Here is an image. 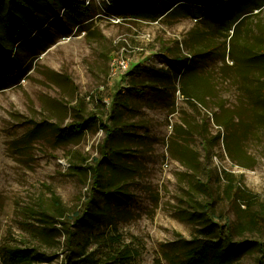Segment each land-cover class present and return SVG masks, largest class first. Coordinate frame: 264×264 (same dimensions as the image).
Wrapping results in <instances>:
<instances>
[{"label": "rangeland", "instance_id": "rangeland-1", "mask_svg": "<svg viewBox=\"0 0 264 264\" xmlns=\"http://www.w3.org/2000/svg\"><path fill=\"white\" fill-rule=\"evenodd\" d=\"M187 1L146 3L160 13L174 5L156 21L114 16L112 0L38 1L43 19L59 16L30 24L34 38L13 50L23 75L0 90V264L8 245L65 264L66 230L82 264L108 261L115 249L134 254L129 264H191L190 242L208 231L248 242L233 264H258L264 0H238L212 17ZM82 3L92 17L83 29L62 10ZM27 6L17 4L39 22L44 11ZM17 7L0 3V26ZM101 124L113 130L101 183L122 194L89 229L73 219L92 194L90 168L108 138Z\"/></svg>", "mask_w": 264, "mask_h": 264}, {"label": "trees", "instance_id": "trees-1", "mask_svg": "<svg viewBox=\"0 0 264 264\" xmlns=\"http://www.w3.org/2000/svg\"><path fill=\"white\" fill-rule=\"evenodd\" d=\"M5 0H0L2 3ZM11 3H14L17 7L19 0H8ZM26 3L27 9H39L45 10L42 4H39L38 1L40 0H20ZM113 1V13L114 16L120 18H131V19H141V18H150L153 21H156L159 17L164 14H167L172 7L178 4L181 1L176 2L173 6L167 7L163 13H160L155 6L147 12L143 8L146 3H151L153 0H112ZM238 0H217L212 1L209 4L206 1H187L184 2L188 5V7L193 8L201 7L202 16L201 17H212L218 14L221 10H223L227 5L230 3H236ZM48 4V3H47ZM35 7H33V6ZM156 6L159 4L156 3ZM198 7V8H199ZM238 8L235 7L232 12ZM26 9V10H27ZM194 9V8H193ZM21 13H13L9 17V21L7 20L4 26H0V90L3 88H9L13 85L19 83L20 78L22 77V71L16 67L14 64L15 56H14V48L19 47L23 42L30 41L34 37L32 35H28L30 32V24L36 25L43 23L42 26L37 27L36 30L44 27L48 21H51L54 17H58L59 13L56 15H52L49 20L43 19L45 17V11L43 15H40V21L32 20L29 15L28 11H21ZM63 14H68L77 21L76 26L81 28L86 25L87 22L90 21L92 17H89V9L82 4H77L76 6L72 7H64ZM195 10V9H194ZM70 11V13H68ZM191 11V10H190ZM54 10H52V13ZM12 17V18H11ZM3 18H8L7 16H3ZM200 18V17H199ZM32 25V26H33ZM83 29V28H81ZM32 32V31H31ZM38 33V32H37ZM37 36V35H36ZM23 39V40H22ZM182 95L186 98H194L193 94L186 92L185 90L182 91ZM95 117L91 118L94 119ZM84 122V121H83ZM96 122V118H95ZM86 123V122H85ZM83 123L77 124V129L81 130L83 127ZM103 129H107V137L102 146H101V159L96 161L93 166H91L90 171L92 172V194L90 193L89 199L85 204L84 210L82 215H76L74 217V224H84L90 228L93 227L99 220L103 219L107 216V211L110 209L113 202H119L121 200L120 195L121 192L117 190L112 192L107 190L104 187V184L101 183L102 180V173H101V166L104 162L107 165H113L110 162L111 150L107 149V143L109 141V137L111 136L113 130H109L107 126L104 124L100 125ZM77 130V131H78ZM70 166L76 167L75 165L71 164ZM227 189L230 190L231 187L227 186ZM98 193V197H102L104 199V205L98 206V202L101 198L95 196V193ZM55 199V198H54ZM238 199L246 200L245 196H239ZM207 209L211 207L208 203H205ZM43 215L47 216V214L42 213ZM58 217L66 218L65 214L62 212L58 215ZM60 224H64L63 220H57ZM47 224H49L47 222ZM53 225V224H51ZM213 225H218L216 222ZM251 225V222L248 223V226ZM226 227V225H225ZM67 233V242L66 248L68 250L67 262L65 264H82L81 256L78 253L77 248L73 243V239L75 237V233L71 232L70 230H66ZM218 233V232H217ZM112 243H117L118 238H111ZM192 244L190 251L188 252L187 260L191 264H233L240 252L246 247L248 244L247 241H233L229 238H221L219 234H216V231L213 234L207 232V235H203L201 238H194L190 242ZM259 248V252L261 254V258L258 261V264H264V243H256ZM109 258L108 261L101 262L99 260H91V264H129L131 259L134 257V254L129 252L127 249H115ZM50 260L46 256L43 257V254L39 252V250L35 247H26V246H6L2 250V264H44L48 263Z\"/></svg>", "mask_w": 264, "mask_h": 264}, {"label": "built area", "instance_id": "built-area-1", "mask_svg": "<svg viewBox=\"0 0 264 264\" xmlns=\"http://www.w3.org/2000/svg\"><path fill=\"white\" fill-rule=\"evenodd\" d=\"M123 64H124V63H123ZM123 64H122V67H123V68H126V67H127L126 64H124V65H123Z\"/></svg>", "mask_w": 264, "mask_h": 264}, {"label": "bare ground", "instance_id": "bare-ground-1", "mask_svg": "<svg viewBox=\"0 0 264 264\" xmlns=\"http://www.w3.org/2000/svg\"><path fill=\"white\" fill-rule=\"evenodd\" d=\"M86 24H87V23H86ZM15 48L17 49L18 47H15ZM15 48H14V49H15ZM16 51H17V50H16ZM16 51H15V52H16ZM22 75H23V73H22Z\"/></svg>", "mask_w": 264, "mask_h": 264}]
</instances>
